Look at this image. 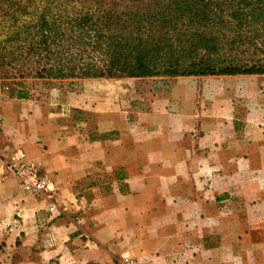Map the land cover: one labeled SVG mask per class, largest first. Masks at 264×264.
Listing matches in <instances>:
<instances>
[{
    "label": "crops",
    "instance_id": "1",
    "mask_svg": "<svg viewBox=\"0 0 264 264\" xmlns=\"http://www.w3.org/2000/svg\"><path fill=\"white\" fill-rule=\"evenodd\" d=\"M150 78L167 88L67 93L92 138L58 107L0 99V264H264V75ZM16 148L42 195L7 170Z\"/></svg>",
    "mask_w": 264,
    "mask_h": 264
},
{
    "label": "trees",
    "instance_id": "2",
    "mask_svg": "<svg viewBox=\"0 0 264 264\" xmlns=\"http://www.w3.org/2000/svg\"><path fill=\"white\" fill-rule=\"evenodd\" d=\"M0 63L46 83L264 75V0H0Z\"/></svg>",
    "mask_w": 264,
    "mask_h": 264
},
{
    "label": "rangeland",
    "instance_id": "3",
    "mask_svg": "<svg viewBox=\"0 0 264 264\" xmlns=\"http://www.w3.org/2000/svg\"><path fill=\"white\" fill-rule=\"evenodd\" d=\"M2 1V0H1ZM220 54L230 52L235 53L238 50H235L230 47L223 46V49L217 50ZM20 64H16L14 66H9L4 63H0V99L4 97H14V94L19 90L27 91L28 96L31 98L30 100H36L43 104H46L51 109L57 111L60 108L61 112L63 111L69 117L63 118L70 124L74 125L75 129L80 132L82 136H89L90 138L95 137L96 135V117L95 113L84 109L81 105L80 106H68L66 105V95L68 92H73L75 94L81 95L83 89H86V92L89 94V85L90 83L100 82L101 86H104L103 92L106 93V97H110V99H114V97H120V91L125 90L122 93V97L124 99L130 100V98H138V92L140 94H146V90H140L141 83L140 82H154L155 86H152L154 90L156 89H166L167 88V81L166 79H156L150 77H143L137 79H129V80H117V79H64L61 81H54L52 83H46L44 81H40L38 79L21 76L19 75V71L21 67ZM163 78L164 76H155ZM159 82V83H158ZM136 89L135 92L129 93L126 90L127 87H132ZM139 86L140 88L137 89L136 87ZM92 90V87H90ZM103 88V87H101ZM27 100V99H23ZM125 100V102L127 101ZM134 100V99H133ZM138 100V99H135ZM65 102V103H63ZM133 102V101H130ZM131 104V103H130ZM124 109L130 110V108L125 107ZM140 106V105H139ZM140 108H142L140 106ZM73 109H80L84 110L87 113L83 116L78 113H74ZM137 109L134 106V111ZM74 115L75 120L72 121L70 115ZM128 115H133V113L128 112Z\"/></svg>",
    "mask_w": 264,
    "mask_h": 264
},
{
    "label": "built area",
    "instance_id": "4",
    "mask_svg": "<svg viewBox=\"0 0 264 264\" xmlns=\"http://www.w3.org/2000/svg\"><path fill=\"white\" fill-rule=\"evenodd\" d=\"M5 166L14 176L23 190L36 195H42L49 190L45 176L39 172L34 163L27 160L24 152L16 148L4 159ZM120 264H134L130 259L124 258Z\"/></svg>",
    "mask_w": 264,
    "mask_h": 264
}]
</instances>
